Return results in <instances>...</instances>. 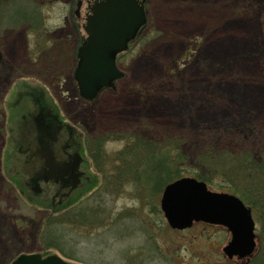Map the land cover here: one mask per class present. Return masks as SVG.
<instances>
[{"label": "rangeland", "instance_id": "374dc122", "mask_svg": "<svg viewBox=\"0 0 264 264\" xmlns=\"http://www.w3.org/2000/svg\"><path fill=\"white\" fill-rule=\"evenodd\" d=\"M72 1L0 0V264L22 254H56L73 264H264V184L256 194L255 183L234 172L236 162L232 175L223 162L203 163L210 145L221 158L251 151L256 161L264 159V0H142L144 28L117 60L124 76L92 102L78 97L58 60L71 46L61 39L71 32L65 17ZM34 7L39 35L21 22ZM197 8L209 10L200 15L206 27L179 30ZM170 10L178 14L173 19L165 15ZM25 41L29 49L52 48L39 66L23 62ZM52 110L83 131L87 170L100 181L62 216L42 207L51 192L34 195L19 165L32 134L45 136ZM137 137L156 151L142 153L123 175L115 156ZM92 138L101 146L95 162ZM197 174L210 189L254 204L257 242L247 262L223 254L229 232L221 225L168 226L160 210L163 187L185 175L200 180Z\"/></svg>", "mask_w": 264, "mask_h": 264}, {"label": "water", "instance_id": "95a60500", "mask_svg": "<svg viewBox=\"0 0 264 264\" xmlns=\"http://www.w3.org/2000/svg\"><path fill=\"white\" fill-rule=\"evenodd\" d=\"M145 22L139 0H102L87 16V34L79 47L74 72L79 94L92 99L102 87L123 76L115 64L117 52L126 48ZM160 209L173 229L190 227L194 222L224 226L230 240L222 250L228 258L246 257L255 247L254 221L250 208L235 195L209 190L205 182L185 176L166 184L160 197ZM12 264H72L53 254L45 257L20 255Z\"/></svg>", "mask_w": 264, "mask_h": 264}, {"label": "flooded vegetation", "instance_id": "af4514ba", "mask_svg": "<svg viewBox=\"0 0 264 264\" xmlns=\"http://www.w3.org/2000/svg\"><path fill=\"white\" fill-rule=\"evenodd\" d=\"M100 1L102 0H74L68 3L69 10L65 18H69L70 16L69 26L71 27V32L69 31L62 34L64 38L61 40L66 42L64 45L71 44V46L60 51L61 54L58 56V60L63 62V68L69 71L70 77H67V81L72 83L77 95L78 82L74 77V71L79 61L78 51L80 44L86 38L83 27L87 16L91 14L92 7L95 3ZM35 9L34 7V12L30 13L28 17L23 18L24 20L21 22L27 21L26 25L28 31H30L32 35H39L38 31H41V28H39V26H41V14ZM61 28H65L64 25L61 26ZM55 30L51 33H54ZM61 40H57L56 44H60L62 42ZM63 42L61 43L62 45ZM51 49L43 44L36 45L34 49H29L28 43L25 41L23 62L28 63L31 67H37L39 66V59ZM120 55L119 53V56ZM4 62V55L0 51V66L3 65ZM117 66L118 69L122 70L119 65ZM60 71L61 70L56 73ZM40 82H42V80H40ZM42 83L44 84L43 87L47 88V83L44 81ZM111 87L112 86L101 89L91 102L96 100L102 91L111 89ZM53 120L54 121L49 125H45V136L41 135L39 137L40 132L37 135L32 134L31 137L35 139V141H33L34 143H28V145H26L28 147L27 149L26 146L22 147L21 151L18 153L21 161L19 165L26 170L24 178L28 184V189H30L34 195H43L47 194L48 191L51 192L49 194L51 205L53 207H61L60 210L63 211L69 206L68 202L73 200L77 195L85 192L88 186L90 190L94 187L92 189L94 190L98 184H95L98 177L87 170L88 159L90 165L91 159L89 156H86L87 151L83 139V131L78 130L76 124L70 119H66V123H64L57 120V115H54ZM87 132L92 131L88 130ZM90 145L92 149L91 158L93 162H95L97 158L101 156V146L99 142L95 141V138L94 140L93 138L90 140ZM14 163L17 162L15 161ZM83 188L84 191L82 192ZM86 195L87 193L85 192L82 197Z\"/></svg>", "mask_w": 264, "mask_h": 264}, {"label": "trees", "instance_id": "16d2710c", "mask_svg": "<svg viewBox=\"0 0 264 264\" xmlns=\"http://www.w3.org/2000/svg\"><path fill=\"white\" fill-rule=\"evenodd\" d=\"M245 112H242V117L245 115ZM234 119H232L229 122V125L233 124ZM244 123V122H243ZM247 126L249 124H246ZM250 127V125L248 126ZM141 139L140 137H137L135 142H132L131 145H126L124 149L119 151L117 153V156H115L116 159H119L118 161L120 162L122 168L124 169V172H126L127 167L130 168L131 165H137L134 162L135 160L138 161L142 158V153L145 155L149 152V150H152V154L155 153L156 148L145 145V141L140 142ZM135 144V145H134ZM179 145V144H178ZM149 147V148H148ZM254 153L253 152H247L245 154H240L237 157H233L231 155H223L222 158L219 157L218 154L214 152V147L210 145V147L203 152V163L208 162L209 164H217V162H223V164L228 165L227 169L229 172V175H232V162H236L238 164L237 170L234 172L237 173L244 181L250 182V183H255V191L256 194L261 192V183L264 184V159L260 161H256L255 158L253 157ZM261 157L264 156V151L260 152ZM246 162V163H245ZM131 170V169H128ZM133 171V170H131ZM133 173V172H131ZM199 179L203 181H208V178L206 176H200V174L196 175ZM264 195V194H263ZM246 204L253 210L254 209V204L249 200V198H244L243 199ZM255 201V200H254ZM61 207H58L57 209H51L52 212L59 211Z\"/></svg>", "mask_w": 264, "mask_h": 264}, {"label": "bare ground", "instance_id": "6f19581e", "mask_svg": "<svg viewBox=\"0 0 264 264\" xmlns=\"http://www.w3.org/2000/svg\"><path fill=\"white\" fill-rule=\"evenodd\" d=\"M203 11L204 12H209V10H207V9H204V10L200 9V8L195 9L192 18H190V19H188L186 21H182V22H180L177 25L179 30H183L184 31V30L192 29V28H198V27H201V28L203 27L204 28V27H206L205 26L206 24L200 18V15L202 14ZM165 15H167L170 18L173 19L178 14H177V12L175 10H170L168 12L166 11ZM219 18H221V17H219ZM216 22H217V20H216ZM172 46H174V44ZM241 119H243V117ZM243 120H244L245 124H249V123H247V121H245L246 118L243 119Z\"/></svg>", "mask_w": 264, "mask_h": 264}]
</instances>
